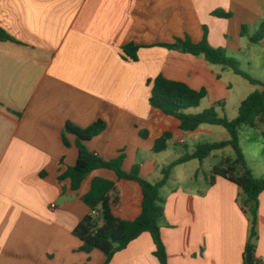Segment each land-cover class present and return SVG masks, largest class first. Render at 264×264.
I'll return each mask as SVG.
<instances>
[{
    "label": "crops",
    "instance_id": "crops-1",
    "mask_svg": "<svg viewBox=\"0 0 264 264\" xmlns=\"http://www.w3.org/2000/svg\"><path fill=\"white\" fill-rule=\"evenodd\" d=\"M263 21L264 0H0V28L14 39L0 40V264H105L99 250L81 252L73 232L91 213L83 197L93 179L116 182L117 176L96 170L78 191L69 179L59 180L79 157L67 123L86 129L104 121L106 130L87 149L105 161L124 151L126 172L139 164L144 179L155 178L161 170L156 142L164 131L180 129L177 120L166 127L168 120L151 107L148 81L162 75L206 89L212 105L231 90L225 70L160 45L186 36L199 43L207 28L212 47L241 52L248 38L242 27L252 35ZM129 44L140 47L136 62L123 59ZM260 146V162L247 163L264 178ZM122 183L134 182L119 184L124 206L132 208L140 187L127 199ZM240 193L222 177L167 192L161 234L168 264H245L251 223ZM257 231L253 260L264 264V192ZM155 250L144 233L109 264H160Z\"/></svg>",
    "mask_w": 264,
    "mask_h": 264
},
{
    "label": "trees",
    "instance_id": "trees-1",
    "mask_svg": "<svg viewBox=\"0 0 264 264\" xmlns=\"http://www.w3.org/2000/svg\"><path fill=\"white\" fill-rule=\"evenodd\" d=\"M215 15L223 18L231 17L230 14L225 13ZM207 34L208 30L205 28L204 38L199 43H194L189 36H186L176 38L173 44L160 46L183 54L203 57L209 65L229 69L252 86L259 87V90L250 94L241 103L238 117L229 120L225 116H220L215 107L197 114L187 113L200 106L202 100L207 97L206 89L196 91L184 83L166 79L162 75L148 81V85L152 87L149 102L153 109L158 110L165 117L177 120L179 129L183 132H195L203 125L220 126L229 133V140L198 144L193 153L185 154L179 160L165 166L161 171L162 178L158 182L151 183L140 175L139 164L135 165L131 172L123 169L126 160L124 151H121L118 157L105 161L87 149L85 143L106 130L107 125L104 121L100 120L86 129L79 128L70 122L67 123L66 133L77 137L79 157L77 164L61 174L59 180L63 182L69 179L72 190L78 191L87 177L96 170H109L117 176L116 182L94 178L90 191L83 197V202L89 207L91 213L73 232L83 243L80 248L81 252L89 254L94 250H99L106 257L105 264H109L117 253L125 250L144 233H148L156 247L155 257L160 264H168V254L161 234L162 227L166 225V198L162 196L161 191L168 184L172 169L192 160L203 163L215 152L231 147L235 153L234 161L225 168L214 167L208 182L213 185L216 177H222L239 187L241 191L239 202L251 223L249 243L245 251V264H256L253 258L258 241L259 197L264 192V178H257L249 167L240 147V133L243 128H253L259 130L264 139V82L241 70L240 63L230 57L226 49L212 47L208 42ZM242 36L248 37L252 44L261 43L264 40V21L259 24L258 30L252 35L249 34V27L243 26ZM0 40L14 41L2 28H0ZM139 49L140 47L134 44L125 46L122 50L123 59L138 61ZM217 105L223 107L222 103ZM142 135L147 136L146 133ZM172 137L173 134L170 131H164L153 151L155 153L166 151ZM64 142L69 146L66 136H64ZM121 182H134L140 187L138 203L132 208L124 206L119 188Z\"/></svg>",
    "mask_w": 264,
    "mask_h": 264
},
{
    "label": "rangeland",
    "instance_id": "rangeland-1",
    "mask_svg": "<svg viewBox=\"0 0 264 264\" xmlns=\"http://www.w3.org/2000/svg\"><path fill=\"white\" fill-rule=\"evenodd\" d=\"M246 47L241 52H227L228 55L236 59L240 63V68L244 72L251 75L253 78L264 82V40L259 44H252L249 38L245 39ZM217 71L225 70L224 79L231 86L230 96L224 102L223 107L212 105L209 98L202 100L197 109H191L187 113L197 114L212 107H215L220 116H225L229 120H234L238 117V110L241 103L253 92L259 90V87L252 86L243 78L235 75L229 69H223L220 66H213ZM156 114H161L156 111ZM162 116V115H161ZM166 127H170L173 122H177L173 118L163 117ZM169 129V128H168ZM186 139V146L179 144L180 139ZM230 139V135L223 127L203 125L195 132H183L181 130L174 132L173 137L168 142L167 150L158 153L157 156L161 170L155 178L149 180L151 183L158 182L161 178V171L165 166H169L179 160L185 154H191L195 147L200 143H219ZM264 139L261 132L253 128H243L240 133V147L250 166H255L261 160V143ZM150 153L149 155H152ZM235 159V153L231 147H227L221 151L215 152V155L205 160L201 164L197 160H192L188 163L178 165L172 169L168 184L162 189L161 194L165 198L167 192H170L176 187H189L198 189L205 186V178L209 181L214 167H227L230 162ZM196 175H198L196 177ZM198 178V182L196 180ZM128 186H131L132 192L126 195ZM121 190L124 197L127 199L137 195L140 190L135 183H122Z\"/></svg>",
    "mask_w": 264,
    "mask_h": 264
},
{
    "label": "water",
    "instance_id": "water-1",
    "mask_svg": "<svg viewBox=\"0 0 264 264\" xmlns=\"http://www.w3.org/2000/svg\"><path fill=\"white\" fill-rule=\"evenodd\" d=\"M249 259H251V257H249Z\"/></svg>",
    "mask_w": 264,
    "mask_h": 264
},
{
    "label": "built area",
    "instance_id": "built-area-1",
    "mask_svg": "<svg viewBox=\"0 0 264 264\" xmlns=\"http://www.w3.org/2000/svg\"><path fill=\"white\" fill-rule=\"evenodd\" d=\"M256 264H259V263H256Z\"/></svg>",
    "mask_w": 264,
    "mask_h": 264
}]
</instances>
